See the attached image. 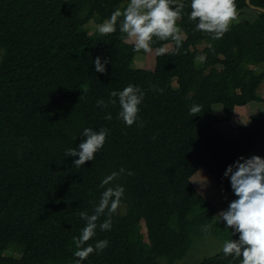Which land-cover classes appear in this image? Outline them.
Wrapping results in <instances>:
<instances>
[{
	"label": "trees",
	"instance_id": "obj_1",
	"mask_svg": "<svg viewBox=\"0 0 264 264\" xmlns=\"http://www.w3.org/2000/svg\"><path fill=\"white\" fill-rule=\"evenodd\" d=\"M123 0H0V264H76L74 253L99 203L101 181L123 167L110 185L124 197L111 217L110 231L96 229L87 243L106 239L108 247L83 264H175L196 236L236 239L220 210L199 192L192 178L202 168L232 191L227 167L246 157L264 134V114L226 135L218 122H230L236 106L264 102V13L230 24L220 39L198 31L188 19L190 0L177 25L182 45L154 37L152 68L136 67L137 50L127 34H91L93 18L103 23ZM264 8V0H251ZM236 9L250 8L235 0ZM185 34V37H182ZM208 43L203 48L199 45ZM97 56L108 59L95 71ZM203 57V58H202ZM202 58V59H199ZM129 84L144 93L138 122L118 118L111 93ZM103 99L106 108L96 106ZM116 99L115 105L108 103ZM222 104L221 114L213 106ZM200 106L194 116L189 109ZM111 113L112 119H105ZM109 130L93 161L77 169L78 157H64L82 141L84 128ZM127 171L134 174L129 176ZM123 209V210H122ZM102 216L97 223H102ZM144 220L146 232L139 227ZM238 235V234H237ZM8 250L20 253L7 255ZM199 264H241L223 251Z\"/></svg>",
	"mask_w": 264,
	"mask_h": 264
},
{
	"label": "clouds",
	"instance_id": "obj_2",
	"mask_svg": "<svg viewBox=\"0 0 264 264\" xmlns=\"http://www.w3.org/2000/svg\"><path fill=\"white\" fill-rule=\"evenodd\" d=\"M189 6L191 11L188 19L196 22V30L211 33L215 39L222 38L237 17L235 0H190ZM184 8V0H129L123 11L117 9L113 12L110 19L101 24L97 31L101 35L115 32L118 18L122 16L120 31L133 38V46L137 51L150 52L154 37L161 41L170 38L175 42L178 51L182 39L177 20ZM169 51L167 47H159L157 55H164ZM93 63L96 72L104 73L109 61L97 56ZM111 96L118 98V118L126 126L137 123L139 106L144 100V93L139 87L129 84L121 91L112 92ZM108 103L115 105L117 100L110 99ZM96 106L103 109L107 104L100 99ZM189 111L192 116L201 113L198 105H193ZM105 119L111 120V113H107ZM108 134L109 130L105 128L99 130L84 128L82 141L77 147L67 149L64 157H78L74 159L73 165L77 169L81 168L86 161L94 160L95 154L104 146ZM125 172L126 170L121 167L118 172L106 176L100 185L105 190L101 193L93 214L80 213L85 226L78 238V250L74 253L77 258L76 264H83L90 254L100 253L108 247L109 241L106 239L97 240L94 246L87 242L96 235L98 227L101 231L111 230V217L117 213L125 188L121 184L105 186L112 184ZM133 174L132 171H127V175ZM224 176L230 179L236 199L219 212V222H225V227L231 229L232 236L237 238L225 241L222 251L225 256L239 258L241 264H264V158L242 156L227 167ZM199 180L203 182L204 178ZM102 216L106 218L98 224L97 221Z\"/></svg>",
	"mask_w": 264,
	"mask_h": 264
},
{
	"label": "rangeland",
	"instance_id": "obj_3",
	"mask_svg": "<svg viewBox=\"0 0 264 264\" xmlns=\"http://www.w3.org/2000/svg\"><path fill=\"white\" fill-rule=\"evenodd\" d=\"M128 3H129V0H123L122 7L125 5H128ZM236 11H237V17L235 20H233L231 22V24L237 23V22L252 21L255 19L256 15H257L256 10H254L252 8H244V9H240V10L236 9ZM103 23H98V22H96V19L93 18L88 24H86L85 28L88 29L91 34H94V33L98 32L97 31L98 27ZM182 37H185V34H182ZM126 41L129 43H133V38H129ZM206 45H208V43L205 42V43L199 45V48H203ZM165 47H167L170 50L173 48V43H169V44L165 45ZM156 54H157V51L155 49H152L150 52H147V53L144 52L143 50L138 51L135 58H134L135 66L141 67V68H147V69L154 67L155 62H156ZM2 55H3V50H0V60H1ZM202 58H199V59H202ZM259 69L260 70L264 69V63L259 66ZM258 93H259V95L264 97V81L260 85V87L258 89ZM252 103H255V102H252ZM255 105L258 106L259 111L264 110V103L263 102H257V103H255ZM213 111L215 114H221L223 111V105L222 104H215L213 106ZM253 114H257V113H253ZM240 119H241L240 114H238L237 117H235L234 121L232 122L234 124V127L236 125L241 124V123H242L241 125H248L250 123V117L248 118V120H244L243 122H241ZM226 124H228V123L227 122H218V123H216V126L222 132H224L226 135H229V134H227L229 132H227V128H226L227 125ZM252 156H260V157L264 158V135L253 146L252 150L250 152H248V155L246 156V158H250ZM202 170H204L205 174L207 175V180L205 182L206 186H208V187L210 186V188H214V189H216V192H218V189L220 187L219 185H221V184H219L215 180V178L211 175V173L207 169H202ZM193 183L196 184V181H193ZM212 185H213V187H212ZM221 188L223 191H221L220 196H219V200L216 202L218 207L222 206V203L225 199V196H227L229 194L227 192V189H225L222 186H221ZM230 194H231L233 200L236 199V196L234 195L233 191H231ZM202 195L204 197H206L203 193H202ZM139 227H141L143 232H146V224H145L144 220H142L140 222ZM224 243H225V241H223V240H221V239H219L213 235L196 236L194 238V244H193L192 248L190 249V251L187 253V255L185 257L178 260L175 264H199L204 259L211 257V256H213L219 252H222V246ZM7 255L19 257L20 253L17 251H14V250H8ZM160 263L166 264V259L165 258L160 259Z\"/></svg>",
	"mask_w": 264,
	"mask_h": 264
},
{
	"label": "crops",
	"instance_id": "obj_4",
	"mask_svg": "<svg viewBox=\"0 0 264 264\" xmlns=\"http://www.w3.org/2000/svg\"><path fill=\"white\" fill-rule=\"evenodd\" d=\"M263 97V96H262ZM252 102H255V103H257V102H259V101H252ZM252 102H250V103H248L247 105H244V106H236V108H235V115H234V117H233V119L230 121V122H227L228 124H226L227 126H226V128H227V132H229V133H227V134H229V136H233V135H236L237 133H238V128L240 127V126H243V125H241V124H239V125H236L235 127H234V124L232 123L233 121H234V119H235V117H237V115L238 114H240V117H241V119H240V121L241 122H243L244 120H248V118L249 117H251V115L253 114V113H257V114H264V110L263 111H259L258 110V106L257 105H255V103H252ZM264 103V102H263ZM264 135V134H263ZM263 135H262V137H263ZM260 140V139H259ZM258 140V141H259ZM257 141V142H258ZM256 142V143H257ZM255 143V144H256ZM254 144V145H255ZM253 145V146H254ZM253 148V147H252ZM252 148L250 149V151L252 150ZM249 151V152H250ZM248 155V154H247ZM246 155V156H247ZM246 158V157H245ZM202 169H205V168H202ZM202 169H200L195 175H194V177L192 178V181H194V180H197L196 181V184H194L195 186H196V188L200 191V193H203L205 196H206V198L210 201V202H212L220 211H222V210H224V209H226L227 207H228V205H229V203L231 202V201H233V199H232V196H231V192L230 191H228L227 190V192L229 193L227 196H225V199H224V201H223V203H222V206L221 207H218L217 206V204H216V202L219 200V196H220V193H221V191H223L222 190V188H221V186L222 185H219L220 187H219V189H218V192H216V189H214V188H210V186L208 187V186H206V184H205V182H206V180H207V175L205 174V172H204V170H202ZM201 175V176H200ZM212 175V174H211ZM202 177L204 178V180H203V182H201L199 179H202ZM212 187H213V185H212ZM223 187V186H222Z\"/></svg>",
	"mask_w": 264,
	"mask_h": 264
},
{
	"label": "water",
	"instance_id": "obj_5",
	"mask_svg": "<svg viewBox=\"0 0 264 264\" xmlns=\"http://www.w3.org/2000/svg\"><path fill=\"white\" fill-rule=\"evenodd\" d=\"M246 2H247V4L249 5L250 8L264 13V8L252 4L251 0H246Z\"/></svg>",
	"mask_w": 264,
	"mask_h": 264
}]
</instances>
